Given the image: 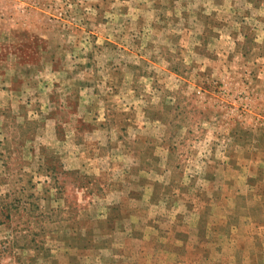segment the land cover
<instances>
[{
  "label": "rangeland",
  "instance_id": "rangeland-1",
  "mask_svg": "<svg viewBox=\"0 0 264 264\" xmlns=\"http://www.w3.org/2000/svg\"><path fill=\"white\" fill-rule=\"evenodd\" d=\"M0 264H264V0H0Z\"/></svg>",
  "mask_w": 264,
  "mask_h": 264
}]
</instances>
